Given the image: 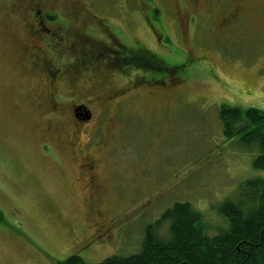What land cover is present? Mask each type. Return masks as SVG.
I'll list each match as a JSON object with an SVG mask.
<instances>
[{
    "label": "rangeland",
    "instance_id": "1",
    "mask_svg": "<svg viewBox=\"0 0 264 264\" xmlns=\"http://www.w3.org/2000/svg\"><path fill=\"white\" fill-rule=\"evenodd\" d=\"M12 2L0 0V264L134 255L174 203H188L214 235L220 205L242 201L243 184L264 177L252 167L257 147L226 139L219 119L222 105L264 112V0L235 6L247 19L234 34L193 15L205 6H71L85 40L105 31L128 49L143 42L155 68L102 53L91 70L53 83L46 64L61 68L71 55L34 57L42 45L16 6H4ZM72 106L90 121L77 127ZM90 156L100 193L82 174ZM168 227L157 232L164 239Z\"/></svg>",
    "mask_w": 264,
    "mask_h": 264
},
{
    "label": "trees",
    "instance_id": "2",
    "mask_svg": "<svg viewBox=\"0 0 264 264\" xmlns=\"http://www.w3.org/2000/svg\"><path fill=\"white\" fill-rule=\"evenodd\" d=\"M144 47L132 48L134 52L137 48L141 50L135 56L143 58V62L132 60L131 65H126L127 59L120 58L118 65L154 69L156 56H150ZM219 119L226 139L239 137L246 146L257 147L252 167L264 173V112L222 105ZM241 191L242 201H225L220 205L217 215L221 226L214 228V235L208 234L202 216L188 203H174L145 229L138 253L111 256L97 264H264V177L243 184ZM163 223H169L166 239L157 233ZM57 264L86 263L72 255Z\"/></svg>",
    "mask_w": 264,
    "mask_h": 264
},
{
    "label": "flooded vegetation",
    "instance_id": "3",
    "mask_svg": "<svg viewBox=\"0 0 264 264\" xmlns=\"http://www.w3.org/2000/svg\"><path fill=\"white\" fill-rule=\"evenodd\" d=\"M47 1H53V3L49 4ZM243 2L244 0H102L101 2L99 0H13L11 4H5L4 6H16L11 13L13 15L16 13L18 17H21L27 24L25 26H29L30 29L32 27L31 32H29L30 36L37 39L42 45L35 50L34 57L44 56L48 52L58 58L63 57L61 54L71 55L73 61L67 62L61 68H55L49 62L46 64L45 73L47 70H53V72L47 73L51 77L49 78L51 79L50 82L53 83L69 72L91 70L93 68L92 64L95 61L99 62L97 57L102 53H114L116 57H121L122 55L119 54L125 51L124 56L128 60L125 62L126 65H131L132 60L134 63H136L135 61L143 62V58L135 56L136 52L132 50V47L128 49L127 45L118 37L112 36L108 32L103 31L106 36L103 39L100 37L101 40H97V43L92 40H85L83 38V25H78L81 17L79 8L72 7L69 9L71 6H205L193 15L204 17L206 21H210L215 33L218 34L221 30L233 32L234 26L247 19V14L245 16L242 10L238 7L235 8V6H241ZM55 6L63 7L59 9ZM175 9L173 11L176 17L179 14V8L176 11ZM233 37H236V35H233ZM105 38L112 39V43H109L110 41L108 42ZM93 39L96 41V38ZM113 43L117 46L112 45ZM141 44L144 45L143 42ZM113 47L117 48L114 49ZM145 54L147 55V52ZM104 65L111 66V63L108 62ZM84 111L88 113V118H86ZM71 112L72 119L77 127L90 121L91 115L84 106H72ZM107 122L109 123V119H105L103 125L98 123V133L102 131L104 125H107ZM100 135L102 134L100 133ZM102 138L105 139L104 136ZM87 161L88 163L83 165L87 169H83L82 174L83 171L86 172L85 176H88L90 188L95 186L99 188L95 191L100 193L103 188H101L98 182L99 177L95 172L99 161H94L91 156L87 158ZM96 226L103 227L101 224Z\"/></svg>",
    "mask_w": 264,
    "mask_h": 264
},
{
    "label": "water",
    "instance_id": "4",
    "mask_svg": "<svg viewBox=\"0 0 264 264\" xmlns=\"http://www.w3.org/2000/svg\"><path fill=\"white\" fill-rule=\"evenodd\" d=\"M84 114H85L86 118H88V113L86 111H84Z\"/></svg>",
    "mask_w": 264,
    "mask_h": 264
}]
</instances>
